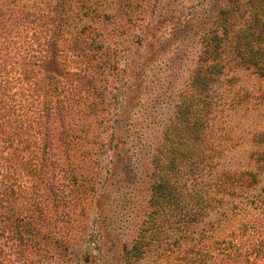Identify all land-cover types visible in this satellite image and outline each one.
<instances>
[{
  "label": "trees",
  "instance_id": "16d2710c",
  "mask_svg": "<svg viewBox=\"0 0 264 264\" xmlns=\"http://www.w3.org/2000/svg\"><path fill=\"white\" fill-rule=\"evenodd\" d=\"M145 1L0 0V264H58L54 250L73 249L67 226L86 189L94 188V165L107 183L131 182L134 160L128 146L133 123L140 120L134 109L147 58L132 61L127 77L118 74L116 84L108 74L98 78L109 67L116 69L121 38L117 42L115 29L102 34L94 24L122 27L120 21H133ZM249 1L260 7L259 0ZM254 6L243 13L233 38L227 30L225 36L234 41L237 61L264 75V15ZM158 49L153 44L148 51L154 55ZM205 51L204 65L191 73L192 90L210 68L225 70L222 56ZM198 109L193 98L186 100L154 146L149 212L144 213L148 226L139 228L116 264H264V183L259 185L255 173L218 170L187 196L165 177L189 166L191 155L213 158L212 148L198 152L185 137L197 138L192 132L200 126ZM97 121L106 160L100 156L102 142L98 150L79 146L90 139ZM244 211H250L245 221L222 228ZM205 217L208 225L196 226L205 224ZM94 233L77 252L78 261L109 264L113 239L101 226Z\"/></svg>",
  "mask_w": 264,
  "mask_h": 264
},
{
  "label": "rangeland",
  "instance_id": "374dc122",
  "mask_svg": "<svg viewBox=\"0 0 264 264\" xmlns=\"http://www.w3.org/2000/svg\"><path fill=\"white\" fill-rule=\"evenodd\" d=\"M228 1L231 2L229 5L227 0H146L143 7L136 9L139 14L133 21H120L122 27L106 21L94 24L104 31L102 34L115 29L117 42L121 38L116 69L109 67L106 74L98 75V78L109 75L111 83L116 84L118 74L120 78L124 75L127 77L124 71L130 69L132 61L147 58L143 64V93L134 109L140 120L133 123V141L128 146L134 160V176L131 182L122 184L119 182L121 179L117 178L107 183L102 175L104 171L97 170V165L92 167L94 188L90 185L86 189L67 226L71 229V244L74 247L65 253L54 250L58 264H82L76 254L85 246L88 236L95 234L97 226L103 227L105 235L109 233L113 239L109 264H116L124 248L129 247L138 235L139 228L148 226L144 224V213L149 212L154 146L159 143L165 126L173 120L176 110L186 100L193 98L196 108L199 106L200 126L192 132L197 136L195 140L189 135L185 137L192 140L196 151L204 152L212 148L215 153L211 162L191 155L186 159L190 161L189 166L184 170L169 171L166 179H173L172 184L184 196L194 189L205 187L221 169L230 172L251 171L257 175L259 185L264 183V139L261 138L264 133V75L237 61L236 47L231 39L233 31L244 23L243 13L252 10L253 5L264 15V0H259L260 7L256 1ZM109 10L114 14L116 8ZM239 10L242 14H239ZM226 30L230 33L229 40L225 36ZM141 38L144 44L142 48ZM153 44L160 49L151 55L148 50ZM206 49L214 51L219 58L222 56L225 70L210 68V74L202 81L203 84L192 90L189 85L191 73L197 66L202 68L204 65ZM204 102L213 105L205 107ZM209 107L211 111L206 112ZM98 121L89 133L90 139L80 141L81 149L98 150L97 142L103 143V139L96 136L97 131L101 130ZM100 150L101 158L106 160L105 143ZM105 194L108 195L107 199ZM250 211L239 212L222 228L237 226L247 219ZM209 215L220 217L216 212ZM205 220V224L196 226L208 225V217ZM95 237L99 242V238Z\"/></svg>",
  "mask_w": 264,
  "mask_h": 264
}]
</instances>
